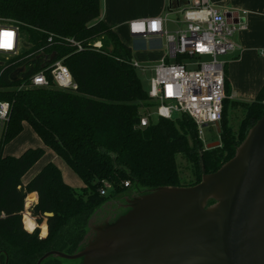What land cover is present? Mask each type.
Masks as SVG:
<instances>
[{
  "label": "trees",
  "instance_id": "1",
  "mask_svg": "<svg viewBox=\"0 0 264 264\" xmlns=\"http://www.w3.org/2000/svg\"><path fill=\"white\" fill-rule=\"evenodd\" d=\"M0 17L18 24L30 45L0 66V101L11 103L0 137V264H37L49 251L75 253L91 215L133 187L198 184L203 168L214 173L234 157L264 114L263 86L254 102L242 105L244 118L234 132L227 120L225 68L221 145L203 150L197 127L186 115L141 126L143 109L155 103L132 66V48L101 19V0H0ZM101 38L105 45L96 48ZM72 40L82 45L80 51ZM52 54L68 67L77 90H19L43 69L37 58ZM21 67L20 80L12 82L11 74ZM25 124L83 181L80 192L64 182L54 163L23 185L22 178L45 155L43 148H29L18 157L4 155ZM179 155L194 165L196 181L190 185L181 184ZM127 181L130 187H125ZM104 182L111 186L105 196ZM32 193L38 194V203L31 209L27 196ZM43 264L63 263L49 258Z\"/></svg>",
  "mask_w": 264,
  "mask_h": 264
},
{
  "label": "water",
  "instance_id": "2",
  "mask_svg": "<svg viewBox=\"0 0 264 264\" xmlns=\"http://www.w3.org/2000/svg\"><path fill=\"white\" fill-rule=\"evenodd\" d=\"M24 70L14 71L11 81L18 82ZM209 126L221 133L220 123L204 128ZM219 146L209 143L206 150ZM203 172L193 186L136 188L130 197L109 200L91 215L78 251H49L37 264L49 258L78 264H264V114L231 160L214 173Z\"/></svg>",
  "mask_w": 264,
  "mask_h": 264
},
{
  "label": "built area",
  "instance_id": "3",
  "mask_svg": "<svg viewBox=\"0 0 264 264\" xmlns=\"http://www.w3.org/2000/svg\"><path fill=\"white\" fill-rule=\"evenodd\" d=\"M174 15L176 19H170ZM246 11L228 6H218L210 0H174L164 9L163 14L127 23L131 37H162L167 42V52L153 67L132 61V66L145 75L149 70L154 75L150 79L148 91L156 104L149 110L143 109L141 126L146 127L150 117L175 120L186 115L195 123L198 135L202 137L204 125L220 123L223 117L226 62L220 57L236 49L233 36L245 31ZM168 23L177 25L174 33L167 30ZM181 25V26H180ZM21 28L13 20L0 17V66L18 57L25 41L21 39ZM103 38L94 43L103 46ZM52 41V37L48 39ZM82 49L78 42L71 41ZM264 56V49L259 51ZM43 69L33 75L21 89L50 88L61 91H76L77 84L63 60L44 55ZM20 80V77H19ZM18 80V81H19ZM11 114V103L0 101V137ZM130 187V182H125ZM111 186L104 182L101 194L107 195Z\"/></svg>",
  "mask_w": 264,
  "mask_h": 264
},
{
  "label": "rangeland",
  "instance_id": "4",
  "mask_svg": "<svg viewBox=\"0 0 264 264\" xmlns=\"http://www.w3.org/2000/svg\"><path fill=\"white\" fill-rule=\"evenodd\" d=\"M211 3L214 4H226L227 6L244 9L246 8L247 0H210ZM154 0H101V19L106 21L110 27H112L115 32L120 37V40L131 47L133 49L134 61L140 62L144 65L153 67L157 62L154 59H157L158 56L163 55L167 52V42L165 39L161 41V47L153 46L155 43L150 37L142 38V37H131L127 30V23L129 21H133L136 19H143L142 16H147L152 14L154 11ZM152 18V17H148ZM170 19H176L174 15L170 16ZM181 26V25H180ZM167 30L170 33H174L178 26L172 23H168ZM238 33H235L233 36V41L238 36ZM22 41H26V36L24 34L21 35ZM105 45V40L103 41ZM144 46V47H143ZM21 52H24V48H21ZM220 60L225 61V56L220 57ZM139 78L141 79L142 85L146 91L150 89V79L154 75L153 71H148L145 75H142L138 72ZM229 102V101H228ZM154 104L153 106H155ZM145 109L149 110V107H145ZM144 111V110H143ZM244 109L240 107H235L229 102V109L227 113V120L231 128L234 132H237L240 126L242 119L244 118ZM159 119L158 116L152 114L150 117V121L152 123L157 122ZM220 134L218 133L215 126H209L203 129V135L199 139L202 142V149L206 150V145L209 143H213L214 141L219 140ZM23 148V149H22ZM28 148H43L46 151V155L39 162L38 166L30 172L29 177L33 171L35 172L42 165L50 162V158L54 156L50 150H48L42 140L35 134L32 128L26 124L23 132L20 134L18 138L9 143L5 147V154L11 156H20L22 152H24ZM177 165L179 170L181 171V184L182 185H190L196 181L195 168L193 163L190 160L185 159L182 155L177 156ZM60 167L64 179L72 185V187L80 192L84 187L83 181L60 159L55 162ZM28 176L24 179L26 180ZM136 188H131L129 193L126 195H122L120 197H116L114 199H121L124 196H131L133 191ZM27 201L29 204L32 203L31 196ZM112 199V200H114ZM63 264H78V261H68L63 260Z\"/></svg>",
  "mask_w": 264,
  "mask_h": 264
},
{
  "label": "crops",
  "instance_id": "5",
  "mask_svg": "<svg viewBox=\"0 0 264 264\" xmlns=\"http://www.w3.org/2000/svg\"><path fill=\"white\" fill-rule=\"evenodd\" d=\"M172 1L174 0H154V4L152 5L154 6V11L152 12V14L147 16H142L141 18L144 19L148 17H156L163 14L166 6L169 5V3ZM215 5L227 6L226 4H215ZM228 7L235 8L231 6ZM245 7L246 8H244L243 10L239 8H235V9L239 11L247 12V17H246L247 28L245 31L239 32L238 36L235 38L234 42L236 44V49L225 56L227 78L230 85V95L228 100L229 102H231L233 106L240 108H242L243 104H250L254 102L258 93L264 86V56H261L259 54V51L264 49V0H247ZM104 22L106 23V21ZM108 26L110 27V25ZM150 38L155 41V43L152 44L153 46L161 47L162 45L161 41L164 38L162 37H150ZM165 54L166 53L158 56L157 59H154V61L156 62L160 61ZM133 60H134V56H133ZM47 149L50 150L49 148ZM50 151L54 153L52 150ZM4 155H6L5 152ZM45 155H46V151H45ZM58 158L60 157L54 153V156L50 158L49 160L50 162L48 163H54L60 169L58 164L55 163L56 161H58ZM41 160H39L22 178L23 185L28 184L31 181V179L34 178L46 164H48L46 163L42 165L40 168H38L35 172L33 171V173H31V176L29 177L30 172H32V170H34V168L38 166ZM26 176H28V178L25 180L24 178ZM63 180L66 184L72 187V185L69 184L64 179V176H63ZM29 196H31L32 203H34L31 207L32 209L38 203V194L37 193L29 194L27 198Z\"/></svg>",
  "mask_w": 264,
  "mask_h": 264
},
{
  "label": "flooded vegetation",
  "instance_id": "6",
  "mask_svg": "<svg viewBox=\"0 0 264 264\" xmlns=\"http://www.w3.org/2000/svg\"><path fill=\"white\" fill-rule=\"evenodd\" d=\"M220 136V135H219ZM219 140H220V137H219ZM218 140H216V141H214V142H217ZM220 142V145H221V141H219Z\"/></svg>",
  "mask_w": 264,
  "mask_h": 264
},
{
  "label": "bare ground",
  "instance_id": "7",
  "mask_svg": "<svg viewBox=\"0 0 264 264\" xmlns=\"http://www.w3.org/2000/svg\"><path fill=\"white\" fill-rule=\"evenodd\" d=\"M30 231H32V230H30Z\"/></svg>",
  "mask_w": 264,
  "mask_h": 264
}]
</instances>
